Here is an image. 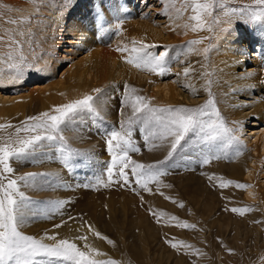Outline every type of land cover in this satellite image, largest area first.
<instances>
[{"label":"snow or ice","instance_id":"6c2138e0","mask_svg":"<svg viewBox=\"0 0 264 264\" xmlns=\"http://www.w3.org/2000/svg\"><path fill=\"white\" fill-rule=\"evenodd\" d=\"M161 4L163 14L170 21L173 23L177 20L183 21L175 27L183 28L185 34L189 30L193 33L206 31L210 34L185 42V47L190 52L202 56L204 63L199 64V69L188 63V66L183 67L181 71L173 73L168 51L175 47L173 45L146 43L144 39L133 38L130 46L123 44L115 50L122 54L123 62L139 71H146L159 77L173 73L178 78L183 76L185 79H190L195 74L198 79H203L199 90L206 93L207 99L196 106L160 105L154 103L155 97L143 95L141 90L125 82L119 96L115 98V103L118 105L117 115L120 117L118 127L105 120L114 98L107 88L100 87L93 88L90 92H85L66 103L53 105L36 115L27 116L18 125L11 122L0 123V264H120L115 259L102 258L106 257L107 253L90 246L87 243V234L60 238L58 232L49 234L45 231L43 235L36 237L21 230L29 219L41 215L50 219L52 212L62 209L67 203V201H36L28 196L22 187L43 190L64 186L66 182L61 171L56 170L27 171L17 176L13 163L41 164L45 160H52L58 162L60 168L67 173L74 172L80 164L91 163L95 159L92 151L73 148L64 135L66 129L72 128L79 121L98 119L107 125L103 129L105 148L110 157L105 161L104 166L107 183L98 181L103 183L104 187L118 182L126 185L130 177H134L136 185L143 191L151 192L149 183L154 181L159 185V178L168 174L167 169L179 166L178 161L184 156L198 153L194 162L206 165L212 160L221 159V154L227 156V153L223 152L225 145L239 142L237 133L241 131L243 123L236 120L229 126V122L221 114L213 92L214 84L218 83L215 78L218 70L209 63V55L215 47L212 43L213 37L221 34H238V29L242 27L260 33V39H264V0H250V2L161 0ZM68 9L69 4L61 0L58 11L63 15ZM35 11L38 12L39 9L35 8ZM92 12L96 26L101 31H105L107 18L99 3L93 4ZM186 13L188 15L185 18ZM148 15L149 13H144L142 18ZM31 22V15L14 18L7 23L18 27L8 28L4 34H0V73L7 70L13 80L24 77L26 72L43 73L47 70L46 65L41 63L44 56L36 52L39 45L35 33L27 26ZM170 30L175 31V28ZM205 41L208 43L203 48L195 47L204 44ZM153 49L163 50L153 51ZM125 53L127 54L124 55ZM45 54H47L46 50ZM177 62L186 63L179 61L178 58ZM262 62H264V54H262ZM236 63L239 66L241 62ZM253 75L254 72L243 71L240 73V78ZM260 75L259 85L264 88V66L260 68ZM152 82L154 81H149ZM182 87L191 90L193 94H198V89L191 83H182ZM255 87L254 84H244L231 90L235 92ZM113 90L115 91L116 87ZM134 132L137 135L143 133L142 139L148 151L165 150L166 154L163 158L150 163L133 159L131 153L141 150L133 141ZM236 155H240L239 151ZM207 179L210 182L215 180L221 189L232 185L239 189L250 187L232 179L217 177L216 173H208ZM84 186L88 187V185ZM165 186L171 187V185ZM160 195L164 194L161 192ZM33 206L41 211H31ZM179 206L183 207V202H180ZM252 210L247 206L230 209L231 212L241 216ZM149 211L151 212V209ZM152 215L157 223H160V217L168 214L160 210L159 216L156 212H152ZM170 218L177 221L175 225L177 227L186 229L196 227L187 221H180L174 215ZM76 219L78 217H68L70 221ZM66 225L67 221L61 220L52 227L60 229ZM83 226H87L88 232L97 238L105 240L108 244L114 243L107 236H102L86 220H82L81 227ZM173 240L166 242L177 251H180V246L192 247L185 241L173 242ZM77 241L83 243L78 244Z\"/></svg>","mask_w":264,"mask_h":264},{"label":"bare ground","instance_id":"6f19581e","mask_svg":"<svg viewBox=\"0 0 264 264\" xmlns=\"http://www.w3.org/2000/svg\"><path fill=\"white\" fill-rule=\"evenodd\" d=\"M30 2L33 1L30 0ZM36 2L39 3L42 8L41 10L44 11L45 17L35 34L39 45L36 48V52L44 56L41 63L45 64L47 69L41 75H49L51 77L60 66L66 54L87 50L86 57L81 61V65L79 64L80 66L78 65L74 72L70 71V74L68 73V76H70L68 83L59 84L55 81L54 84H52L53 82L51 83L50 87L48 86L49 88L41 89V101L44 102L42 106H45L47 110L53 105L66 103L68 100L82 95L83 92H90L91 90H88V88L95 87L96 82L102 80H109L112 83L124 82V80L130 79L137 83L140 81V86L144 91H147L149 96L155 97L154 102H159V104L161 102V105L175 104L176 102V105L196 106L202 104L207 99L206 93L199 90L200 85L203 83L202 78L198 79L195 74L190 79H185L183 76L178 78L173 73L181 71L183 67L188 66V63L199 69V64L204 63L202 56L197 55L195 52H190L185 47V42L198 39L201 36H209L210 34L206 31L193 33L190 30L185 34L183 28H176V24L183 23V21L177 20L175 23L170 21L161 10V0H64L65 3L69 4V9L63 15L58 11L61 0H36ZM245 2H250V0H245ZM94 3H99L100 7L104 10V16L107 18V23L104 25L105 31H101L93 20L92 8ZM144 13H149V15L142 18ZM187 15L186 13L185 18ZM171 28H175V31H171ZM121 29H125V31ZM133 38L137 40L144 39L146 43L175 46L168 50L172 61L171 67L173 73L159 77L146 71H139L123 62L121 59L122 54L115 49L123 44L130 46ZM207 43L208 41H205L204 44L195 47L203 48ZM212 43L215 47L209 55V63L218 70L215 75L218 83L213 86V92L218 100L217 106L226 121L229 122V126H231L232 121H242L243 127L237 135L239 139L242 138L243 142L251 143L254 148L250 151L244 147V152H241L238 146H236V142H234L232 153L225 151L229 156H227V159L221 154V159L212 160L211 163L203 166L209 167L208 170L214 171L216 174H223L225 179L245 183L250 185V187L239 189L232 185L221 189L218 187L216 181H214V193L203 197L199 193L202 188L200 181L202 179L197 174L198 176H195L194 179L191 176L190 180L193 181V184L189 185L185 183V186L183 183L187 182L188 179L181 176L180 184L184 186L182 196L175 197L171 190L170 195H168L164 191V189L167 191V188H163L162 193L164 195H160L161 191L156 190L154 193L155 198L153 199L158 206L159 204H163L168 208L176 207L183 200L184 203L193 206V211L197 212L200 209L205 211L204 213H209L208 216L211 213L213 217L215 214V217L213 219L209 217L211 220L208 221L209 224H213L216 221L214 227H212L213 231H211L210 236H214L215 242L217 232L229 229L228 234L224 237L226 240L223 238L219 243H215V249L211 255L212 261H207L210 258L206 249L200 256L201 264H264V245L260 246L258 238L259 233H261L260 237L264 242V182L261 181L263 183V188L261 189L257 180H255L258 173L261 174L262 179L264 178V88L259 85V80L261 79L260 68L264 66V62H262L264 39H260V33L250 28L242 27L238 29V34H221L213 37ZM45 50L47 54H45ZM161 50L163 49H153V51ZM242 52L243 54H241ZM177 58L179 61H186V63L177 62ZM237 61L241 62L239 66H237ZM243 71H251L255 75L240 78V73ZM149 81L154 82L149 83ZM173 81L177 82L173 83ZM182 83H191L198 89V94H193L191 90H185L182 87ZM244 84H254L256 87L235 92L231 90ZM23 100L24 98L20 99L18 97L11 99L0 98V119H5V117L7 119L10 115H15V112L21 109ZM235 105H239V107H235ZM22 109L24 110L23 107ZM17 113L19 114V112ZM86 148L87 150H94L92 153L96 158L101 157L98 147L93 148L89 146ZM237 151L240 153L238 156L236 155ZM252 151H256V154L252 153ZM45 168L47 169V167ZM165 197H171L172 199H166ZM122 200L126 201V199ZM156 204L154 203L155 206H157ZM246 206L251 207L253 210L245 213L243 216L230 211L233 207ZM220 209H222V214L223 212L228 213L226 221H220L217 214ZM133 219L134 221H138L140 217L136 215ZM248 221L249 223L250 221H256L259 224L255 225L253 223V227L247 226L246 228L245 225ZM205 222L207 223L206 220ZM198 225L196 227L197 242L199 244L204 243V241L208 242V233L211 230L210 226L204 236L201 229L202 225ZM95 226L93 225L94 228ZM78 227L81 228V226ZM254 227L255 231L252 233L251 228ZM84 230L87 231L89 236L96 238L95 241L90 242V246L107 253L102 245V239L88 232L87 226L84 227ZM146 230L152 231L154 235L158 231L167 232V229L161 224H151V226L146 227ZM70 231L69 228H63L61 233L57 230L53 233L58 232L60 238H68L67 234ZM140 239H142V245L139 246L141 250L138 254L133 253L130 255V251L127 249L125 251L119 250L115 259L120 264H136V261L142 264H151L148 262L151 247H148L146 243L148 240L146 234L142 235ZM176 240L178 239L176 238ZM229 249L232 251L230 252Z\"/></svg>","mask_w":264,"mask_h":264},{"label":"rangeland","instance_id":"374dc122","mask_svg":"<svg viewBox=\"0 0 264 264\" xmlns=\"http://www.w3.org/2000/svg\"><path fill=\"white\" fill-rule=\"evenodd\" d=\"M32 1L33 2H30V0H0V34H4L5 30L8 28L18 27V25L8 24L7 21L12 20L14 18L29 16V15L32 16V22L27 26L31 27L33 32L36 34V30L38 29L39 26H41L45 17H44V11L41 10L42 8L39 5V3H37L36 0H32ZM35 8H38L39 11L38 12L35 11ZM121 30L125 31V29H121ZM75 52H70L66 54V56H64V59L61 62L60 66L56 69V71L51 77L49 75L46 76L41 75V73L26 72L24 77L18 80H13L7 70L4 73H0V96H1L0 98H10V99L15 97H18L20 99L24 98L23 100L24 102L22 101V107L24 108V110L21 107L22 110L19 109V111H16L15 115L14 114L10 115V117H8L7 119L6 117L5 119L1 118L0 123L11 122L13 124L18 125L20 121H23L25 119V117L30 115H36L40 112H43L44 110L46 111L47 109L45 108V106H42V103L44 102L41 101L42 99L41 89L43 90L46 89L48 86L50 87V85L54 84L55 81L56 83L58 82L59 84L68 83L70 78V76H68V73L70 71L74 72L75 68L79 64L81 65V61L86 57L87 54V50L85 51L82 50L79 52L75 51ZM125 82L141 90V94L149 96L148 95L149 93L147 91H144V89L140 86L141 84L140 81L139 83H137L131 79L124 80V82L123 81L119 82L120 84L114 82L113 84L112 81L110 82L109 80H102L96 82V86L93 87V88H97V87L107 88V91L114 98L112 105H110L109 107L105 120L110 124L117 125V127L119 125L120 117L117 115L116 109L118 105L115 103V98L119 96L120 91L123 89V85ZM114 87H116L115 91L113 90ZM93 88L89 87L88 90H91ZM78 97L79 96H76V98ZM28 99L29 101H27ZM154 103L159 104V102H154ZM161 104L162 103L160 102V105ZM171 104L176 105L177 103L175 102V104L174 103ZM17 112H19V114ZM105 127H107V125L102 123L98 119L95 120L85 119L79 121L72 128L65 130L64 135L69 139V142L73 148L87 150L86 147L89 146L93 148L98 147L101 156L99 158L95 157V160H93L89 164L78 165L77 169L72 173L64 172L60 168L59 163L52 160H45L41 164L13 163V167L16 168L15 175L17 176L27 171L48 172V170L53 171L56 168V171H59L61 169L60 171L63 175L64 181L66 182L64 186L58 188L57 187L45 188L43 190H35L31 188L22 187V190H24L28 196L32 197L36 201H67V203L62 209L52 212L50 219H46L42 215L37 216V218L35 219H29V221L21 228V230L26 234L40 237L45 233V231H47L49 234H52L56 230L59 231V233H61L63 228H69L71 231L69 232V234H67V236L68 238H73L81 234H87V231L84 230V227L86 226H83L81 228L78 227L81 226L80 223H82V220H86L89 224H92V226L96 225L95 230L100 233L102 232L101 233L102 236H107V237L110 236L109 238L114 242L113 244H108L105 240L102 239V245L108 253L106 257H102L104 259L107 258L115 259L116 258L115 256H117V251L119 250L125 251L127 249L128 251H130V255H132L133 253L138 254L139 251L141 250V247L139 246L142 245V239L140 238L142 235L146 234L148 238L146 243L148 244V247H151V251H150L151 253L149 254V259H148V262H150L151 264H201L200 256L203 251H206V249L207 252L209 253L208 255L210 258L207 261L210 260L212 261L211 255L215 249V243L216 242L219 243L221 239L226 237L229 230L227 228V230L223 229V231L217 232L216 242L214 236L210 237L211 231H213L212 227H214L216 221L213 224L212 223L209 224L208 221H210L211 218L213 219L215 217L214 212H213L214 214L213 217L211 216V213L210 216H208L209 213H204L205 211H202L200 209L197 210V212L195 210L193 211L192 210L193 206L184 203L183 200L180 201L183 202L184 205L183 207L179 206L180 202L176 205V207L173 208H168L163 204H159L158 206L153 198H155L154 193L156 192V190L159 189L158 191L163 192V188H167V191L166 189H164V191L168 195H170V190H171V192L174 193L175 197L182 196L183 195L182 192H184L183 191L185 186L184 184L185 183H188L189 185L193 184V181L190 180L191 176L194 179L195 176H198L197 174H199V177H201L202 179L200 180L202 188L199 193L202 194L203 197L210 195V193H214L213 182L215 180L210 182L207 178L204 177H207L208 173H214V171L211 170L209 171L208 170L209 167H205L201 164L195 163L194 161H196L198 157V153H193L190 156L189 155L184 156L182 159L183 161L182 160L178 161V164L180 163L179 166L167 169V172L169 173L159 178L160 180L159 185H157V183L154 181L150 182L149 187L152 189L151 192L143 191L138 185H136L134 183V179H135L134 177H130L129 182L126 185L123 184V182H118V183H112L111 186L109 187H104L103 183H99L98 181H103L104 183H107L104 166H105V161H108L110 157L106 151L105 141L103 138V129ZM83 134L85 135L83 136ZM142 136L143 133H140L139 135H137V133L135 132L133 133V141L135 144L140 146L141 150L140 152L137 153H131L132 158L144 163H150L156 159H162L163 156L166 154L165 150H163L164 152L161 151V149L159 151L158 150L148 151L147 147L144 145ZM98 143L99 145H97ZM236 146H238V149H240L241 152H244V147L245 149H248L250 151L253 150L254 148L251 145V143H247L245 141L243 142L242 138L239 139V142H236ZM232 147H233V143L231 145H225L223 148V152L226 151L227 153H232ZM252 153L256 154V151L255 152L252 151ZM227 156L225 157V159H227ZM49 164L52 165L49 166ZM194 165L197 167H195ZM45 167H47V169ZM50 167L51 169H49ZM202 173H204L205 175H202ZM187 175L190 177L188 178ZM181 176L188 179L187 182L185 181L183 183L184 186L180 184V178H182ZM256 176L257 179L255 180H257L258 182L259 188L261 187L262 189L263 188L262 182H264V178L263 179L261 178L260 173H258ZM217 177L224 178L223 174L220 173L217 174ZM84 185H88V187H85ZM165 185H171V187H166ZM155 187L157 188L155 189ZM141 197H143V199H141ZM122 199H126V201ZM154 203L157 206H155ZM149 209H151V212L149 211ZM44 210L47 211V209ZM160 210H163V212L167 213L168 215H165L166 217L165 216L160 217V220L162 222L157 223L156 218H154L152 215V212L157 211L156 213L159 216ZM221 210L222 209H220L217 212L219 219L220 221L222 220L226 221L228 217V213L226 214L225 212H223L222 214ZM31 211L39 212L41 211V209L33 206ZM135 211L137 214L135 213ZM136 215L140 217L138 221H134L133 219L134 216ZM173 215L178 217L180 221H187L190 224L196 225V227L199 226L198 224H200V226L202 225L201 229L204 236L210 228L211 230L209 232L210 235L208 233V242L204 241V243H200V244L197 242L198 236H197L196 227L194 229H186L175 226L177 224V221L172 220L170 218ZM69 216L78 217V219L74 221H70L68 220ZM79 218H82V220ZM61 220L67 221V225L60 229H54L52 227L53 224L60 223ZM205 220L207 221V223L205 222ZM253 223L255 225L259 224L256 221L255 222L250 221V223L248 221L246 222L245 225L246 228L247 226L253 227L254 226ZM151 224L153 225L161 224L167 229V232L165 233L164 231L163 232L158 231V233L154 235L152 231L146 230V227L151 226ZM77 228H79V231L75 230ZM251 229H252V233H254L255 227ZM260 234L261 233H259L258 238L260 241V246H263L264 242L261 240ZM151 237H153L154 239ZM173 238L175 239L173 240ZM176 238L178 240H176ZM95 240L96 238L88 235L87 243L89 245L92 243V241ZM167 240H173V242L185 241L188 244L192 245V247L183 248L182 246H180V251H177L176 249L172 248L169 243L166 242ZM224 240L226 239L224 238ZM46 242L50 243V241H46ZM77 243L80 244L83 242L77 241ZM136 264H142V263L136 261Z\"/></svg>","mask_w":264,"mask_h":264}]
</instances>
